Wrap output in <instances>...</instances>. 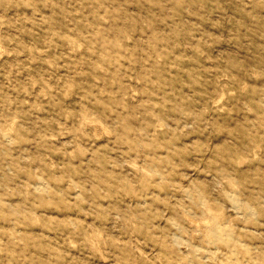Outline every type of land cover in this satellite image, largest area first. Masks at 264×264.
Instances as JSON below:
<instances>
[{"label": "rangeland", "instance_id": "1", "mask_svg": "<svg viewBox=\"0 0 264 264\" xmlns=\"http://www.w3.org/2000/svg\"><path fill=\"white\" fill-rule=\"evenodd\" d=\"M0 264H264V0H0Z\"/></svg>", "mask_w": 264, "mask_h": 264}]
</instances>
